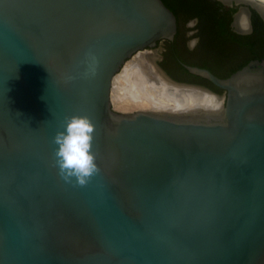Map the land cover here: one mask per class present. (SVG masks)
I'll use <instances>...</instances> for the list:
<instances>
[{
  "label": "water",
  "instance_id": "obj_1",
  "mask_svg": "<svg viewBox=\"0 0 264 264\" xmlns=\"http://www.w3.org/2000/svg\"><path fill=\"white\" fill-rule=\"evenodd\" d=\"M221 1L264 15V0ZM176 32L163 0H0V264H264V55L226 78L184 65L217 93L157 65ZM136 54L202 106L115 111ZM73 114L96 126L83 187L54 164Z\"/></svg>",
  "mask_w": 264,
  "mask_h": 264
},
{
  "label": "flooded vegetation",
  "instance_id": "obj_2",
  "mask_svg": "<svg viewBox=\"0 0 264 264\" xmlns=\"http://www.w3.org/2000/svg\"><path fill=\"white\" fill-rule=\"evenodd\" d=\"M172 1L177 10V32L173 40L158 41L160 58L156 61L173 80L207 87L173 76L196 80L188 75L190 71L183 65L184 60L189 65L212 64L218 71L230 72L264 55V15L258 9L235 7L221 0ZM240 9L245 10L243 28L236 25Z\"/></svg>",
  "mask_w": 264,
  "mask_h": 264
},
{
  "label": "clouds",
  "instance_id": "obj_3",
  "mask_svg": "<svg viewBox=\"0 0 264 264\" xmlns=\"http://www.w3.org/2000/svg\"><path fill=\"white\" fill-rule=\"evenodd\" d=\"M96 126L87 115L73 114L64 118L61 130H57L53 143L54 164L60 177L66 182L86 186L99 172L97 153L93 150Z\"/></svg>",
  "mask_w": 264,
  "mask_h": 264
},
{
  "label": "bare ground",
  "instance_id": "obj_4",
  "mask_svg": "<svg viewBox=\"0 0 264 264\" xmlns=\"http://www.w3.org/2000/svg\"><path fill=\"white\" fill-rule=\"evenodd\" d=\"M137 55L133 63L123 65V70L111 88V101L115 109L181 113L188 105L202 106V100H197V94L166 92L162 91V86H154L151 77H145L140 55Z\"/></svg>",
  "mask_w": 264,
  "mask_h": 264
},
{
  "label": "trees",
  "instance_id": "obj_5",
  "mask_svg": "<svg viewBox=\"0 0 264 264\" xmlns=\"http://www.w3.org/2000/svg\"><path fill=\"white\" fill-rule=\"evenodd\" d=\"M164 2H165V4L175 13V15H176V17H177V10H176V8H175V5H174V2L172 1V0H163ZM177 19H178V17H177ZM263 49H264V47H263ZM261 51H262V49L261 50H258V52H256V54L257 53H261ZM263 53H264V50H263ZM262 57V56H261ZM261 57H259V59L261 58ZM252 60V59H251ZM250 61V60H249ZM188 61H183L182 63H183V65H185V64H187V65H189V62L187 63ZM245 62V61H244ZM191 63V62H190ZM248 62H245L243 65H239V66H237V67H235L233 70H231L230 72H224V71H218V70H216L215 69V66L214 65H212V64H203V65H199L200 67H203V68H207V69H209V70H211L214 74H216L217 76H219V77H222V78H226V77H228V76H230L233 72H235L236 70H238V69H240L241 67H243L245 64H247ZM190 65H192V63L190 64ZM194 66V65H193ZM186 69V68H185ZM188 71V70H187ZM187 75V74H186ZM188 75H190V76H192V77H194V79H196V80H194L193 81V79H188V78H183L181 75L180 76H176L175 74H173V76L176 78V79H178V80H183V79H186V80H188V81H190V82H197V83H200V84H203V85H205V86H207V87H209L210 89H212L213 91H215V92H217V93H222L223 92V90L221 89V88H219V87H217L216 85H214L211 81H209L208 79H205V78H203V77H200V76H197V75H192L190 72H188Z\"/></svg>",
  "mask_w": 264,
  "mask_h": 264
},
{
  "label": "rangeland",
  "instance_id": "obj_6",
  "mask_svg": "<svg viewBox=\"0 0 264 264\" xmlns=\"http://www.w3.org/2000/svg\"><path fill=\"white\" fill-rule=\"evenodd\" d=\"M139 55H140V54H139ZM139 55H137V57H138ZM127 64H130V63H126V65H127ZM126 65H125V66H126ZM125 66H124V67H125ZM122 70H123V69H122ZM115 86H116V85H115ZM112 107H113V109H114L115 111H117V112L124 111L123 113H133V112H135V111L137 110V109H130V110H129V109L119 110V109H118V110H117V109H115V106H114L113 102H112ZM127 110H128V111H127ZM130 111H131V112H130Z\"/></svg>",
  "mask_w": 264,
  "mask_h": 264
}]
</instances>
